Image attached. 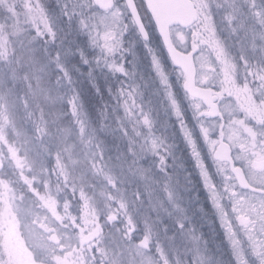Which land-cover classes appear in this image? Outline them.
<instances>
[{
	"label": "snow or ice",
	"instance_id": "1",
	"mask_svg": "<svg viewBox=\"0 0 264 264\" xmlns=\"http://www.w3.org/2000/svg\"><path fill=\"white\" fill-rule=\"evenodd\" d=\"M252 7L256 8L255 0ZM220 11L231 34L245 32L238 40V55L220 37L216 23ZM236 13L237 6L227 0L223 4L217 0H65L63 4L69 30L60 41L63 50L57 54V64L70 85L71 100L82 101L81 90L75 87L77 78L100 95L98 74L105 79L120 77L122 86L115 92L109 86L108 94L125 119L147 130L154 163L166 177L169 207L163 201L161 207L175 232L170 238L173 259L163 264H222L201 231L209 221L218 226L228 246V264H264V33L249 40L245 25L234 24ZM260 23L264 25V20ZM138 44L150 60L147 78L140 71ZM149 88L150 97L162 93L166 117L162 126L178 130L186 156L175 155V130L172 143L152 131L155 109L151 98L147 110L144 102V89ZM196 183L205 198L188 195Z\"/></svg>",
	"mask_w": 264,
	"mask_h": 264
},
{
	"label": "rangeland",
	"instance_id": "2",
	"mask_svg": "<svg viewBox=\"0 0 264 264\" xmlns=\"http://www.w3.org/2000/svg\"><path fill=\"white\" fill-rule=\"evenodd\" d=\"M217 2L223 4L225 0ZM227 3L237 6L234 24L245 25L249 40L264 33V25L260 23L264 20V0H255L256 8L252 7L253 0H227ZM240 5L244 6L242 10ZM257 10L261 12L259 17L255 15ZM60 12L63 18V8ZM222 16L223 11L216 14L220 37L229 50L238 55V40L245 32L231 34L229 25L221 20ZM54 20L57 19H53V23ZM53 23L39 0H0V72L5 82L18 83L21 79H30L31 71L21 76L22 64L36 65L33 44L41 38L50 46L54 40ZM28 24L32 28L28 29ZM136 51L143 63V46L138 44ZM57 60L54 62L59 70ZM140 71L146 75L144 70ZM64 85L70 87L67 80L62 88ZM31 92L36 98L42 93L39 89ZM146 102L145 110L148 107ZM10 105L0 92V168L6 164L9 171H16L26 193L22 194L8 182L0 181V264H163L165 259H173L174 245L170 238L175 229L158 197L162 194L164 207H169L164 191L166 177L160 174L162 186H157L151 178L152 174L161 171L151 155L150 139L147 137V144L144 139L142 147L137 145V140L129 134L140 135L133 132V121L124 118L122 109L108 108L104 121L111 122L116 127L115 132L130 139L129 153L133 159L124 165L112 162L114 152L122 146L121 142L116 143V148H110L107 136L111 131L92 126L82 113L79 101L70 103L74 120L62 122V118L54 116L53 111L52 118L59 123V126L55 125L56 130L50 129L48 125L52 121L40 109L26 115L34 137L29 131L16 128L14 117L9 112ZM51 108L57 113L54 106ZM152 116L156 119L153 113ZM65 123L71 126V130L63 127ZM75 126L79 128L76 132L73 131ZM152 131L159 135L157 127ZM75 133L85 142L78 157L70 153L73 152ZM102 141H105V146ZM48 149L54 156L52 165L44 157L49 154ZM147 152L149 158L146 157ZM83 174L86 177L83 178ZM119 181L123 182L121 192L117 188ZM83 182L87 183L86 189ZM89 189L92 193L95 189V193ZM77 192L83 203L79 213L70 201L71 193ZM132 198L143 209L140 214L143 234L139 232L138 219L134 215L139 210L135 211L136 207L130 209ZM97 228L101 230L98 239L87 245L80 242ZM204 238L222 264H228L230 256H222L220 250L213 249L211 240L205 235ZM180 255L183 258L182 248Z\"/></svg>",
	"mask_w": 264,
	"mask_h": 264
},
{
	"label": "trees",
	"instance_id": "3",
	"mask_svg": "<svg viewBox=\"0 0 264 264\" xmlns=\"http://www.w3.org/2000/svg\"><path fill=\"white\" fill-rule=\"evenodd\" d=\"M39 2L41 3L42 8H44L47 15L51 17L52 23H53V19H57V20H54V23L52 25V29L54 33L53 42L49 46L44 39L40 38L36 40V43L33 44L35 46V52L33 53V56H35L36 58V65L32 66L31 64H22V69L20 70V74L23 77L25 73H30L31 71L30 79H26V78L21 79L18 83H15V81L5 82L0 72V82H2L0 84V92L2 96L8 99L11 104L9 107V112H11V114L14 117V120H15L14 124L16 128L20 130L23 129L25 131H29V134L32 137H34L33 136L34 130L30 128V124L27 122L28 116L26 115L31 114L33 111L35 112L37 109H40L42 111V114L43 112H45L48 118L51 119L52 124H49L48 126H50V129H53V130H56L54 129L56 128L55 126L56 124H58L57 126H59V123L55 122L57 119L52 118L53 111H54L53 115L60 116V118H62V122L64 120L65 121H69L70 119L74 120V118H72L71 116V107H70V103L72 101L71 100L72 93L69 92L68 86L64 85V87L62 88L63 84L66 82V79H63L61 77L59 70L56 69L57 65H55V62H54V60L58 58V55H57L58 52H61V49H62L60 47V41L61 39L64 38L65 33H67L69 30L67 21L64 19V16L63 18H61L62 13L60 12L63 8V4L65 3V0H39ZM54 15H56V17H54ZM27 27L28 29L32 28V26L29 24ZM27 27H26V30H28ZM74 38L76 37L74 36L67 37V39H74ZM79 39H83V38L81 37ZM144 57L145 58L143 60V63L140 69L145 71L146 75L144 76L145 78H147L148 75L150 74V60L147 57L146 53ZM98 77H99V87H100V93H101L100 95H97L94 92V90L88 85L86 80L84 81L83 78H77L78 82L75 84V87L80 89L82 93V101H79L80 107L82 108L81 111L85 115V117H88V120L91 121L90 123L92 124V126L98 127L99 129L102 128L103 131H105V129L106 131L107 130L111 131V133H109L107 136V140L110 143L109 144L110 148L111 146L112 147L114 146V148H116V143L118 141L121 142L122 146H119L120 150L116 149V151L114 152L113 157H112L113 159L112 162H114L115 164H119L121 162L124 165V163H127L128 160L133 159L131 154L129 153L130 139L125 138L123 136V133L115 132L116 127L111 122L105 123L104 121L106 120V117H107L106 115L109 112L108 108L117 109L115 100L113 99V97H111L108 94L107 88L110 86L113 89V92H115V90L118 87H121L122 85H120L118 81L120 77L113 78L111 76H108V78L105 79L103 76H99V74H98ZM34 89L36 90L39 89L40 91H42L40 97L36 98L33 96L31 90H34ZM150 91H151L150 88L145 89L144 102L146 100L148 101L150 98L152 99V102L154 103L152 107L155 109L153 111V114L156 116V119H155L156 126L155 127H157V132L160 136L162 135V137H166L167 143H172L173 142L172 132L175 129L168 128L167 130H165V128L162 126L164 120L166 119L165 114L163 112V107H162V96L150 97L149 95ZM105 104L108 105L107 109H105L104 107ZM53 106L56 108L57 113H55V110L51 108ZM171 122L174 123V121H171ZM132 126H133L132 130L135 133H137V129L139 130V128L141 127V126L135 125L134 122L132 123ZM63 127L71 130V126L70 127L66 126V123ZM77 128L75 126L73 131L76 132ZM126 129L129 130V127H126ZM175 131H176L175 143L177 145V147L174 149L175 155L177 157H179L181 154L186 156L187 153H186V150L183 149V144L179 136V132L178 130H175ZM139 132L141 133L140 137L134 136L132 132H130L129 135L130 137H133L135 138V140H137L136 143L138 146L142 147V145L144 144L143 140L147 139V136L145 135L144 128H140ZM75 134H76V137L72 138V139H75V141L73 142L74 146L70 143L71 141L69 142V144L72 145V150H73V152H70V153L78 157L79 152L81 151L80 147L84 146L85 142L84 140L80 139L81 137L79 138L77 137L78 135L77 133ZM121 135L123 136V138ZM144 141L146 144V140ZM102 144H104L105 146V141H102ZM144 150H146V147H144ZM40 154L43 155L42 152H40ZM148 156L149 154L147 152L146 157ZM44 157L51 165L54 164V161L51 160L54 156L50 151H49V154L48 153L45 154ZM169 163H171V161H169ZM171 171L172 169H169V172ZM160 174L163 175L162 172L161 173L157 172L155 174H152L151 178H153L156 182L160 181L161 180ZM126 176H125V179H126ZM84 177L86 176L83 174V178ZM92 177H94L93 174H92ZM192 178L194 181H198L199 179L195 173H193ZM3 180L8 182L10 185H12V187H15L22 194L26 193V190H24V188L20 184L21 180H20L19 174L16 171H9L6 164L4 165V168H0V181H3ZM87 182L89 183V181ZM122 183H123L122 181L117 182V188L118 190H120V192L123 191ZM156 184L157 186H162L163 182L156 183ZM82 185L84 186L85 189L87 188V183L85 185V182H83ZM94 185L97 186L95 182H94ZM196 189H198V191H196ZM137 190H139L140 192L143 191V189H137ZM88 191L92 193L91 189H89ZM192 192L189 193L188 195L189 196L199 195L201 196L202 199L206 197V193L204 192L203 188L198 183L195 184ZM94 193H95V189L92 194ZM78 194L79 192L75 194L71 193L70 195V201L75 204L77 208V211H76L77 213L81 211V208L83 205V203L79 199ZM158 197L163 201L162 194L161 195L158 194ZM132 199H131L132 202L130 203L131 204L130 209L133 210V208L136 207V209L134 208L135 211L136 210L140 211V212L139 211L134 212V215L138 219L137 222L140 228L139 232L143 234L144 226L142 225V221L140 219V214L143 209L141 208V205L136 202L137 201L136 199L134 198ZM196 204L197 202L193 200L191 203V209L193 211L195 210ZM102 206L104 205H101V207ZM204 206L206 207V209L210 211V205L207 203L206 200H205ZM196 216H197L196 222H197V225L199 226V224L201 223V221L199 220V213H196ZM101 220H104V217H102ZM201 229H203L202 232L206 233V238L211 240V242L213 241L214 238H217V235H214L212 231L213 229H216L219 231V228L218 226H214L211 223V221L204 223ZM87 264H93V262L92 263L89 262ZM95 264H99V263H95Z\"/></svg>",
	"mask_w": 264,
	"mask_h": 264
},
{
	"label": "flooded vegetation",
	"instance_id": "4",
	"mask_svg": "<svg viewBox=\"0 0 264 264\" xmlns=\"http://www.w3.org/2000/svg\"><path fill=\"white\" fill-rule=\"evenodd\" d=\"M203 233L206 237V233L205 232ZM212 233L214 235H217V238H214L212 242L210 241V243L213 246V249L218 250V251L220 250L221 253L223 254L222 256H224L225 258H228L230 254H229L227 244L222 242L223 240L222 233L220 232V230L218 231L216 229H213Z\"/></svg>",
	"mask_w": 264,
	"mask_h": 264
},
{
	"label": "water",
	"instance_id": "5",
	"mask_svg": "<svg viewBox=\"0 0 264 264\" xmlns=\"http://www.w3.org/2000/svg\"><path fill=\"white\" fill-rule=\"evenodd\" d=\"M109 221H112V218L109 219ZM101 236V230L99 228L95 229L93 232H91V234L83 237L81 239V243L84 245L90 244L92 241H95L96 239H98Z\"/></svg>",
	"mask_w": 264,
	"mask_h": 264
}]
</instances>
